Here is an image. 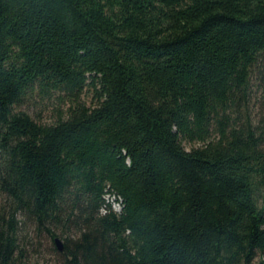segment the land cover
I'll list each match as a JSON object with an SVG mask.
<instances>
[{"label":"trees","instance_id":"trees-1","mask_svg":"<svg viewBox=\"0 0 264 264\" xmlns=\"http://www.w3.org/2000/svg\"><path fill=\"white\" fill-rule=\"evenodd\" d=\"M255 88L264 0H0V264H264Z\"/></svg>","mask_w":264,"mask_h":264},{"label":"rangeland","instance_id":"rangeland-1","mask_svg":"<svg viewBox=\"0 0 264 264\" xmlns=\"http://www.w3.org/2000/svg\"><path fill=\"white\" fill-rule=\"evenodd\" d=\"M252 101V109L254 113L260 117L264 115V88L257 89ZM85 100L91 104V94L84 95ZM55 100L43 98L41 96H35L30 102H28L23 109L28 111L35 119L40 120L43 123H52L58 111L56 110ZM89 104V105H90ZM186 149L190 150L193 147H199L201 142H185L183 143ZM107 202L112 204L115 211L120 212V202L115 200V197L111 194L106 195ZM30 241L26 244L25 256L23 257V264H59V257L57 250L54 249V243L47 232L43 230H36L33 224L29 227ZM60 237L63 241V237Z\"/></svg>","mask_w":264,"mask_h":264},{"label":"water","instance_id":"water-1","mask_svg":"<svg viewBox=\"0 0 264 264\" xmlns=\"http://www.w3.org/2000/svg\"><path fill=\"white\" fill-rule=\"evenodd\" d=\"M55 243L59 251H63L65 246H64V241L60 237L55 238Z\"/></svg>","mask_w":264,"mask_h":264},{"label":"built area","instance_id":"built-area-1","mask_svg":"<svg viewBox=\"0 0 264 264\" xmlns=\"http://www.w3.org/2000/svg\"><path fill=\"white\" fill-rule=\"evenodd\" d=\"M122 207H120V211H121Z\"/></svg>","mask_w":264,"mask_h":264}]
</instances>
